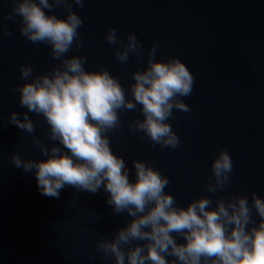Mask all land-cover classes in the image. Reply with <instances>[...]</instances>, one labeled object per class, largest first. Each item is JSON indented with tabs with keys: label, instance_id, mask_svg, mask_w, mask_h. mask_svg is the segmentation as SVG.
Wrapping results in <instances>:
<instances>
[{
	"label": "water",
	"instance_id": "obj_1",
	"mask_svg": "<svg viewBox=\"0 0 264 264\" xmlns=\"http://www.w3.org/2000/svg\"><path fill=\"white\" fill-rule=\"evenodd\" d=\"M11 0H0V264H111L96 251L99 239H111L129 217L114 214L102 190L93 194L65 186L58 198L41 195L31 173L11 163L12 153L26 159L41 158L33 135L44 144L48 126L29 113L32 135L7 124L10 112H24L12 89L22 84L21 65L33 74L50 71L58 64L47 45L33 44L19 32V17L8 21ZM48 11V10H46ZM57 16L63 8H53ZM82 19L75 42L65 55L85 58L86 70L106 68L127 90L131 73L143 70L147 49L158 42L155 59L175 56L193 76L191 94L181 97L188 112L173 109L169 119L180 138L175 149L161 147L128 128L142 118L136 110L118 113L121 127L108 133L111 150L122 156L132 179V160H143L168 177L165 188L178 206L199 196L228 199L251 193L264 198V0H84L73 5ZM109 27L121 39L136 35L141 57L129 54L121 64L115 45L104 35ZM228 151L234 171L222 191L208 193L210 164L220 149ZM253 222L258 217L252 212ZM182 240L181 237H177ZM96 257L95 261L89 256Z\"/></svg>",
	"mask_w": 264,
	"mask_h": 264
},
{
	"label": "clouds",
	"instance_id": "obj_2",
	"mask_svg": "<svg viewBox=\"0 0 264 264\" xmlns=\"http://www.w3.org/2000/svg\"><path fill=\"white\" fill-rule=\"evenodd\" d=\"M73 5L83 7L84 0H11V11L5 13L8 21L19 17L20 34L33 44L49 46L58 61L38 75L30 64L20 66L24 82L12 91L26 111L10 112L7 124L32 135V113L47 124L52 143L44 144L33 135L41 158L26 159L14 152L12 165L31 173L44 196L58 198L65 186L106 193L112 212L129 217L111 239L96 242V251L111 264H264V198L255 192L250 203L239 194L215 201L202 195L178 206L165 191L168 177L151 164L133 159L129 178L125 160L111 150L107 135L121 127L118 113L139 106L142 118L129 121L128 128L143 133L152 144L175 149L180 138L168 121L174 118L173 109L189 111L181 97L191 94L193 76L175 56L155 59L156 41L147 49L143 70L131 73L127 90L106 68L86 70L83 56L65 55L74 42L81 46L78 30L83 22ZM53 8H63L65 15L57 16ZM0 28L4 36L12 35L7 26ZM104 39L116 46L113 54L121 64L130 53L141 57L142 45L131 32L121 39L109 27ZM210 169L204 189L222 191L234 171L227 150L218 151ZM95 259L89 256L90 261Z\"/></svg>",
	"mask_w": 264,
	"mask_h": 264
}]
</instances>
